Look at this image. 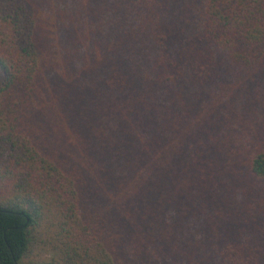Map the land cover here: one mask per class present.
I'll use <instances>...</instances> for the list:
<instances>
[{
  "label": "trees",
  "instance_id": "16d2710c",
  "mask_svg": "<svg viewBox=\"0 0 264 264\" xmlns=\"http://www.w3.org/2000/svg\"><path fill=\"white\" fill-rule=\"evenodd\" d=\"M0 264H264V0H0Z\"/></svg>",
  "mask_w": 264,
  "mask_h": 264
},
{
  "label": "rangeland",
  "instance_id": "374dc122",
  "mask_svg": "<svg viewBox=\"0 0 264 264\" xmlns=\"http://www.w3.org/2000/svg\"><path fill=\"white\" fill-rule=\"evenodd\" d=\"M45 13L48 14V15H50V16H52L53 19H54V16H53V13L52 12H49V11L45 10Z\"/></svg>",
  "mask_w": 264,
  "mask_h": 264
}]
</instances>
